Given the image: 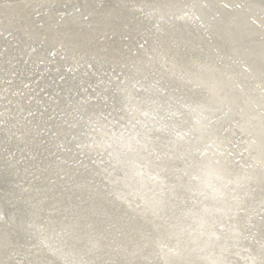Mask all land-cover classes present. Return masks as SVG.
Returning a JSON list of instances; mask_svg holds the SVG:
<instances>
[{
  "label": "bare ground",
  "instance_id": "obj_1",
  "mask_svg": "<svg viewBox=\"0 0 264 264\" xmlns=\"http://www.w3.org/2000/svg\"><path fill=\"white\" fill-rule=\"evenodd\" d=\"M0 264H264V0H0Z\"/></svg>",
  "mask_w": 264,
  "mask_h": 264
},
{
  "label": "flooded vegetation",
  "instance_id": "obj_2",
  "mask_svg": "<svg viewBox=\"0 0 264 264\" xmlns=\"http://www.w3.org/2000/svg\"><path fill=\"white\" fill-rule=\"evenodd\" d=\"M235 172H237V171H235ZM235 172L233 174L229 175L227 177L228 179L226 178L227 180H224V185L223 186H225V188L227 189L226 191L223 190L222 198H223L224 201H228L229 198H230V194H232L233 192L235 193L237 191V189L235 188V183L237 181V178H235V177L237 176V173H235ZM255 189H258V187L255 188L254 185L251 183V184H249V188L245 187L244 190H246V191H251V190L254 191ZM237 192H240V190H238ZM259 194H261V193H259ZM255 198H257V197H255Z\"/></svg>",
  "mask_w": 264,
  "mask_h": 264
}]
</instances>
